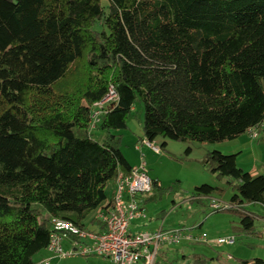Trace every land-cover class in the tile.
<instances>
[{
	"label": "trees",
	"instance_id": "obj_1",
	"mask_svg": "<svg viewBox=\"0 0 264 264\" xmlns=\"http://www.w3.org/2000/svg\"><path fill=\"white\" fill-rule=\"evenodd\" d=\"M111 86L118 101L92 128ZM138 99L150 140L218 143L264 129V0H0V264H42L53 218L86 228L112 208L107 184L132 169L116 130ZM237 157L213 149L201 162L235 191L219 211L249 217L251 234L264 214L245 204L264 206V176ZM223 190L199 185L191 201Z\"/></svg>",
	"mask_w": 264,
	"mask_h": 264
},
{
	"label": "rangeland",
	"instance_id": "obj_2",
	"mask_svg": "<svg viewBox=\"0 0 264 264\" xmlns=\"http://www.w3.org/2000/svg\"><path fill=\"white\" fill-rule=\"evenodd\" d=\"M144 104L141 99L135 103L134 110L127 119L128 128L116 130L121 134V149L128 156L142 159L146 163L149 176L157 182V186L151 193H145L149 198L145 211V220H152L153 224L163 225L167 228H191L195 234L206 233L208 242H183L178 246H169V256H158L156 264H193L192 257L203 255L205 257L217 258L227 264H238L240 260L264 259V229L258 224L251 231H245L250 226L249 217H241L231 211L212 212L208 204L191 201L195 187L202 184L222 187V194L214 198L222 204L230 202L235 191L227 183V178L218 177L206 169L201 160L207 151L217 149L224 154H238V165L252 174L264 176V129L258 130L257 138H252L248 133L235 140H227L218 143L183 142L172 139H157L162 147L166 141V147L162 152L154 153L147 147L136 149L137 139L144 136ZM96 139L102 140L105 131L93 130ZM191 147L188 154L186 149ZM143 155V156H142ZM112 183L108 185L110 193ZM255 189L254 186H252ZM247 214L263 215L264 206L259 203L245 204ZM89 215L85 224L87 229H92ZM151 218V219H150ZM135 219V224H140L141 219ZM257 221V219H255ZM142 231V230H141ZM236 236L234 244H219L217 239ZM64 241V248L68 246ZM180 246V247H179ZM174 249H179L180 252ZM160 255V254H159ZM41 258L50 259V264H113L106 258L100 256L75 255L70 257H54L48 250H43L35 256V260Z\"/></svg>",
	"mask_w": 264,
	"mask_h": 264
},
{
	"label": "built area",
	"instance_id": "obj_3",
	"mask_svg": "<svg viewBox=\"0 0 264 264\" xmlns=\"http://www.w3.org/2000/svg\"><path fill=\"white\" fill-rule=\"evenodd\" d=\"M117 101L118 94L111 86L106 97L93 105L92 128H95L101 115ZM248 134L255 139L258 137V129L251 128ZM142 147H147L156 154L162 152L158 141L150 140L146 136L140 138L136 144L137 150L141 151ZM154 188L155 180L149 176L146 163L142 159L129 173H119L115 179L113 206L109 211L100 214L104 224L102 230L80 228L66 219L55 217L52 219L54 231L51 233L47 250L54 257L100 256L114 264H154L164 248L177 246L183 242H208L206 233L195 234L191 228L185 227L132 231V222L138 218H145V211L138 196L150 193ZM209 206L212 212H216L230 205L211 198ZM65 240L69 244L68 250L64 248ZM235 241L234 236L217 239L219 244H234ZM41 263L50 264V259H44Z\"/></svg>",
	"mask_w": 264,
	"mask_h": 264
},
{
	"label": "crops",
	"instance_id": "obj_4",
	"mask_svg": "<svg viewBox=\"0 0 264 264\" xmlns=\"http://www.w3.org/2000/svg\"><path fill=\"white\" fill-rule=\"evenodd\" d=\"M241 138V137H240ZM140 139V138H139ZM139 139H137V142L139 141ZM149 149V148H148ZM125 156H126V158L128 159V161H129V163L131 164V166L132 167H134V166H138L139 164H140V159H137L136 157H130V156H128V155H126V154H124ZM110 183H112V188H111V191H110V193H108V185L110 184ZM114 190H115V180L114 181H110L108 184H107V186H106V193H107V195L109 196V198H110V200H108V202L110 201V203H111V201H113L112 199H113V194H114ZM151 193V192H150ZM138 200H139V202L142 204V206H143V208H144V210H146L147 209V206H148V202H149V198H147L146 196H145V194H141V195H139L138 196ZM103 211H105L103 208H100V209H98V210H96L95 211V214H94V216L93 217H91L90 216V219L91 220H93L92 222H91V226L93 227L92 229L93 230H96V231H99V230H102L104 227H103V222H102V220L100 219V214L103 212ZM92 214V213H91ZM90 214V215H91ZM141 219H144V220H141ZM151 219V218H150ZM90 220V221H91ZM139 220H141L140 222V224H135V222H132V224H131V230L132 231H150V230H156V229H159V228H167V227H165V226H163V225H158V224H153L152 222H150V221H152V220H145V218H140ZM102 222V223H101ZM66 246H68V248H69V244L68 243H66ZM178 246V245H177ZM180 247V246H179ZM168 248V247H167ZM167 248H164L161 252H160V255L159 256H161V257H163V258H165V257H168L169 256V253H168V250H165V249H167ZM175 251H177V252H180V250L179 249H174ZM77 256V255H76ZM89 257V256H88ZM43 259H45V258H43ZM110 261V260H109ZM114 264V263H113Z\"/></svg>",
	"mask_w": 264,
	"mask_h": 264
},
{
	"label": "clouds",
	"instance_id": "obj_5",
	"mask_svg": "<svg viewBox=\"0 0 264 264\" xmlns=\"http://www.w3.org/2000/svg\"><path fill=\"white\" fill-rule=\"evenodd\" d=\"M247 133H248V131H247ZM259 135V134H258Z\"/></svg>",
	"mask_w": 264,
	"mask_h": 264
}]
</instances>
